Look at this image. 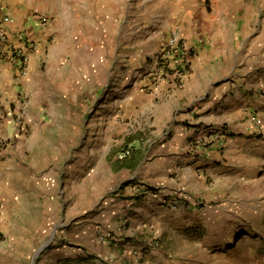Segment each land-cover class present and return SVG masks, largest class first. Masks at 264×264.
I'll list each match as a JSON object with an SVG mask.
<instances>
[{"label": "rangeland", "instance_id": "1", "mask_svg": "<svg viewBox=\"0 0 264 264\" xmlns=\"http://www.w3.org/2000/svg\"><path fill=\"white\" fill-rule=\"evenodd\" d=\"M130 2L138 10L136 16L127 12L125 6ZM143 3L121 0L124 15L118 24L124 31L118 38L107 39V48L116 44L120 55L105 53L107 68L115 69L119 64L120 71L125 72L132 66L122 55L125 47H150L151 57L159 47L158 39L149 41L150 35L161 36L159 7L143 13ZM211 9L220 15L217 19L222 18L223 6ZM137 15L155 17L152 32H138L144 23ZM108 16L106 26L112 27ZM218 33L195 39L196 44L211 47L205 52L210 54V61L204 52L196 53L199 61L205 54L199 73L204 66L217 69L228 64L224 39ZM248 40L240 47H246ZM196 46L195 51L199 50ZM107 68L100 82L103 89L97 94L89 91L86 116L84 104L71 103L65 86H58L56 91L61 94L57 96L65 100L56 104L62 114L51 119V133L33 135L31 128L11 135L0 132V181L5 183L0 191V264H264V144L248 149V170L238 182L231 184L222 177L214 188L197 191L195 201L201 202L195 204L194 211L183 203L191 200L184 188L171 189L181 197L179 200L169 194L155 200L148 212L141 211L144 206L138 201L161 187L142 181L134 194L125 193L133 171L123 170L120 160L135 155L143 158L152 149L147 115L140 110L126 116L124 101L140 89L149 92V82L142 84L145 77L156 82L166 75L155 69L143 73L144 68H135L134 74L143 73L142 78L133 72L131 76L121 74L116 88L112 70ZM13 91L0 97L3 115L8 109H16ZM108 93L113 97L107 101ZM71 108L79 113L68 118ZM1 115L0 122H5ZM28 120L31 122L30 117ZM113 124L121 125L124 131L111 133ZM128 131L131 133L124 134ZM221 135L210 136L208 143L195 140V153L198 146L209 147ZM134 136L139 139L137 143L130 141ZM192 152L188 149L181 155Z\"/></svg>", "mask_w": 264, "mask_h": 264}, {"label": "crops", "instance_id": "2", "mask_svg": "<svg viewBox=\"0 0 264 264\" xmlns=\"http://www.w3.org/2000/svg\"><path fill=\"white\" fill-rule=\"evenodd\" d=\"M143 2V13L159 7L161 36H149V41L158 39L159 47L153 57L148 51L150 47H125L122 55L132 66L121 72L119 64L115 69L113 66L107 68L104 60L105 53L120 55L116 44L107 48V39L118 38L124 31L118 24L124 15L121 14V0H0V11L10 16L6 26L9 40L0 42V97L8 95L14 88L13 101L17 104L16 109H8L6 115L0 112L5 116V122H0V132L11 135L31 128L33 135L51 133L54 123L51 119L62 114L56 104L65 100L57 96V93L61 94L56 91L58 86L61 89L65 86L66 97L71 103L84 104L83 116H86L89 91L97 94L99 88L100 91L103 89L100 82L104 68L112 70L116 88L121 74L131 76L133 72L132 75L140 79L144 72L155 69L166 76L156 82L144 76L142 84L149 82V92L140 89L128 94L124 101L126 116L140 110L147 115L152 149L150 155L143 158L135 155L120 160L123 170L133 171L125 193L134 194L142 181L158 184L161 188L156 193L150 191L151 196L141 198L138 203L132 199V202L143 204L141 211L148 212L157 199L169 194L175 199L180 197L171 189L184 188L191 200L183 203L194 211L195 204L201 202L195 201L197 191L214 188L216 183L223 181L222 177L231 184L238 182L248 170V149L257 143L264 144L259 141L264 140V11L260 13V9H264V0ZM215 6L224 7L221 19H217L219 14H213L211 8ZM125 7L128 13H138L133 2ZM42 14L47 16L46 21L41 18ZM108 15H111L112 27L106 26ZM137 17L144 23L138 32H152L150 25L156 21L155 17ZM128 21L134 22L135 18ZM174 31L193 46L186 61L180 65L173 58L160 59L167 39ZM138 32L135 29L134 33ZM218 32L224 39L223 52L229 56L228 64L217 69L204 66L199 73L205 54L211 60L210 54L205 53L211 47L198 45L195 39ZM246 38L250 39L248 44L240 47ZM195 46L199 50L195 51ZM15 48L27 52L24 73L18 62L3 55V52L12 53ZM198 51L199 55L205 53L200 61ZM135 68H144L143 73L134 74ZM110 94L106 96L107 101L113 97ZM76 113L79 110L71 108L68 118ZM124 129L113 124L111 133ZM221 129L226 136L224 139L213 138L214 143L205 148L198 146L195 153V140L217 136ZM130 141L137 143L139 139L134 136ZM139 147L144 149V146ZM188 149L194 150L192 155H181ZM133 162V166L126 164ZM210 178L212 181L208 183ZM4 185L0 181V191ZM203 198H206L205 194Z\"/></svg>", "mask_w": 264, "mask_h": 264}, {"label": "built area", "instance_id": "3", "mask_svg": "<svg viewBox=\"0 0 264 264\" xmlns=\"http://www.w3.org/2000/svg\"><path fill=\"white\" fill-rule=\"evenodd\" d=\"M41 18L46 21L47 16L42 14ZM10 21V16L8 14H4L0 11V42H7L9 40V35L7 33V23ZM32 46L34 44L32 43ZM193 49L192 44L188 39L181 36L178 31H174L169 38L167 39V42L163 48V52L160 55V59H167V58H173L176 62V64L180 65L186 61V59L189 56V52ZM3 55L7 56L10 60H14L15 62H18L19 65L22 67V73L25 72L26 68L25 65L27 63V52L23 51L21 48H15L12 53H4ZM5 56V57H6ZM6 57V58H7ZM223 133L224 131L221 129L218 131V135ZM222 136V135H221ZM225 136V134L223 135ZM222 136V137H223ZM221 137V138H222ZM226 137V136H225ZM210 138H201L197 142H200V140L204 141L205 143L209 142ZM212 141L214 139H211ZM126 153H129V150L126 151Z\"/></svg>", "mask_w": 264, "mask_h": 264}, {"label": "trees", "instance_id": "4", "mask_svg": "<svg viewBox=\"0 0 264 264\" xmlns=\"http://www.w3.org/2000/svg\"><path fill=\"white\" fill-rule=\"evenodd\" d=\"M126 159H128V158L126 157L124 160H126ZM126 164H128L130 166H133L135 164V162H133V163H126Z\"/></svg>", "mask_w": 264, "mask_h": 264}]
</instances>
